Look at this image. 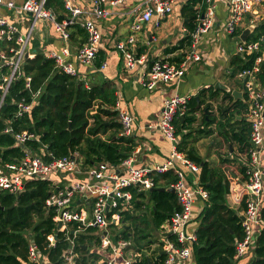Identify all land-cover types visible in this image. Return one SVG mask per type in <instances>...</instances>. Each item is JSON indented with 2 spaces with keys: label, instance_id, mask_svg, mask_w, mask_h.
Segmentation results:
<instances>
[{
  "label": "built area",
  "instance_id": "obj_1",
  "mask_svg": "<svg viewBox=\"0 0 264 264\" xmlns=\"http://www.w3.org/2000/svg\"><path fill=\"white\" fill-rule=\"evenodd\" d=\"M93 8H84L74 0H63L65 15L59 18L56 11L47 7V0H0V113L6 103L10 88L19 78H25L26 88H31L32 77L23 69L25 56L30 51V41L35 23L39 20L49 21L64 41L61 50H51L45 57L55 61L58 70L78 75L76 67L68 60L70 50L69 26L79 24L87 32V39L76 51V57L85 66H92L102 45V30L100 19L118 16L132 17L131 33L125 40L115 43L125 59V68L133 71L145 60V55L137 56L133 45L136 34L143 24L152 21L154 16L158 19L167 18L175 8L178 0H143L130 11H116L108 4L116 7L127 0H91ZM207 7L203 17L199 19L197 27L191 32V46L178 64L168 59L158 58L140 75L141 84L149 90L157 88L160 84L178 82L184 76L191 61L198 60V44L202 36L208 33L214 25L215 5L212 0H205ZM228 5V19L225 30L234 35L238 26L244 21L247 14L254 12L258 6H264V0H226ZM3 10L4 13L1 14ZM30 16L31 24L26 31L15 23L10 16ZM254 20H251L253 23ZM240 39L239 52L251 53L260 48V41L244 42ZM28 56V57H29ZM263 57L259 56L251 69L243 70L237 74L242 80L244 94L247 95V118L251 123L250 160L247 161L249 179L243 186L246 191L245 208L243 212L244 238L235 242L236 256L243 255L251 246H255L258 235L264 230V220L261 216L264 204V87L257 84L256 75L260 69ZM106 63L101 68L104 69ZM40 91L32 93L31 101L21 98L17 101L15 117H22L32 111ZM188 97L174 94L163 102L162 110L157 121L147 125V128L159 130L171 142L170 156L156 166H138L134 156L124 158L119 164L99 162L85 166L78 151L63 157H55L47 146L39 150L25 147L30 140L39 141L36 133L30 130L14 132L7 122L4 132L13 135L16 147L26 148L24 156L15 157L10 161H3L0 157V190L12 194H22L31 181L42 180L51 183V191L46 200L47 207L54 208L53 217L56 229L48 235V247H53L58 239V233L65 236L70 242L68 249L62 253L61 260L53 262L44 254L34 240H30L26 264H75L78 253L75 250L78 234L90 227L97 228L100 237V247L103 251L111 250L112 258L107 264H116L118 258H124V264H132L136 258L128 257L131 242L111 235V229L125 224L123 217L128 213L136 212V200L133 190L146 191L155 187V174L165 173L176 167L180 160L191 171L199 172V165L188 159L178 149V135L174 124L175 117L180 111L182 114L187 107ZM117 112L122 126L120 135L131 137L136 124L133 113L117 102ZM177 180L171 184L175 189L179 209L162 224L161 231L172 232L175 241L166 245L167 257L164 264H175L177 260H188L198 240L195 231H188L190 222L194 219V206L198 199L208 200L209 193L200 184L191 186L184 172L176 169ZM82 176L70 179L67 175ZM142 202V199H140ZM61 226L58 227V224ZM49 262V263H47Z\"/></svg>",
  "mask_w": 264,
  "mask_h": 264
},
{
  "label": "trees",
  "instance_id": "obj_2",
  "mask_svg": "<svg viewBox=\"0 0 264 264\" xmlns=\"http://www.w3.org/2000/svg\"><path fill=\"white\" fill-rule=\"evenodd\" d=\"M47 7L56 11L60 19V15L65 12L63 0H47ZM69 30L72 39L75 34H80L82 40L84 37L87 39L86 30L79 24L70 25ZM242 31L243 29L238 28L234 35H239ZM262 38L264 20L255 25L247 42L260 41ZM188 41L190 43L191 40ZM183 45L182 43L174 46L168 52L183 48ZM259 56L263 57V61L260 63L256 79L261 87H264V39L260 42L258 50L244 52L243 56L237 55L233 59V75L253 68ZM105 59V52L99 50L94 62L96 69L101 67ZM23 69L32 77L31 88H26L25 78L15 80L0 113V157L3 161H10L26 153V148L14 145L12 134L4 132L7 122L12 125L14 132L27 129L38 135L39 141L30 140L25 147L39 150L45 145L55 157L83 151L85 166L99 162L116 165L129 155L134 143L131 137L121 136L119 133L122 126L116 120L118 112L115 108L118 97L117 87L113 81L102 78L100 82L87 83L78 76L58 70L55 61L40 52H33L26 58ZM208 90L211 93L210 97H215L217 91L213 88L202 89L200 97L205 96ZM38 91L40 93L32 111L22 117H15L17 111L15 101L23 97L31 101L32 93ZM228 96L232 103L223 114L224 120L217 121L212 112H208V116L204 113L201 119V125H205L201 133L210 135L213 130L206 128L214 123L220 124L219 128L225 130V133H222L223 139L230 144L232 156L222 157L220 165L204 160L196 148L184 147L189 133H182V129L195 122V112L201 105L205 106L204 111L206 109L209 111L212 108L209 102L207 103L204 98L198 101L196 97H192L187 104L188 110L177 117L179 111L174 120L176 133L179 136L182 134L178 149L199 165V184L209 193L203 207L202 222L197 230L198 240L194 244L197 264H234L235 242L243 239L245 235L237 211L227 203V195L234 194L236 200L245 208L246 191L242 182L249 179L247 161L250 160L251 123L247 118V95L243 100L236 101L230 94ZM237 115H242L243 118L236 119ZM110 129L114 132L108 139L100 137V134H105ZM227 164L238 165L236 167L243 176L242 182L231 181L224 168ZM177 178L174 170L155 174V187L170 188ZM50 191L51 183L42 180L29 182L27 189L19 195L0 190V264H26L31 239L50 260L53 262L61 260L62 253L68 249L70 242L59 232L55 246L48 247V235L54 233L56 229L53 219L55 210L46 205ZM133 192L136 199L146 197L142 191L134 189ZM150 200L153 205L150 208L152 220L141 214L137 215V211H141L143 205H146L143 200L142 202L136 200V212L123 217L124 222H129L130 225L123 231L122 238L130 240V231L133 230L134 238L128 249L133 248L140 253L132 264H164L166 260V255L155 258L148 253L152 248L149 243L152 238L150 231L160 229L173 212L179 209V204L176 194L167 190L150 192ZM261 216L264 220V204ZM96 229L90 227L78 234L75 246L78 257L75 264H107L100 262L102 255L99 252H93L89 248L92 242L100 244V237L95 234ZM26 231H30V235H27ZM175 240L174 236L173 241ZM255 255L250 264H264V230L258 235Z\"/></svg>",
  "mask_w": 264,
  "mask_h": 264
},
{
  "label": "crops",
  "instance_id": "obj_3",
  "mask_svg": "<svg viewBox=\"0 0 264 264\" xmlns=\"http://www.w3.org/2000/svg\"><path fill=\"white\" fill-rule=\"evenodd\" d=\"M15 1L19 2L20 0ZM74 1L84 8H93L91 0ZM142 1L143 0H127L119 6L113 7L108 4V7H112L116 11H130ZM212 1L215 5L214 25L208 33L202 36L201 42L198 44L197 51L201 55V58L191 61L180 81L160 84L153 90L146 89L141 84L140 75L158 58L168 59L176 64L184 59L183 57L191 46V41L190 43L188 41L189 39L192 40L191 32L197 27L199 19L203 17V13L207 7L205 0H178L174 11L167 18L158 19V17L154 16L152 21L143 24L142 29L136 34V42L133 45V49L137 56L145 55L146 58L144 62L139 64L133 71H128L125 68L124 56L115 46L116 42L125 40L131 33L130 26L133 20L132 17L118 16V14H115L110 18L99 20L102 30V45L100 50H103L106 54V59L103 62L106 63L104 69L101 67L96 69L95 63L92 66H85L80 63L76 57V51L85 43L86 37L82 40L80 34H75L72 39L70 35L71 54L68 56V60L76 67L78 71L77 76L87 83L92 81L100 82L102 78L113 81L117 87V102L120 106L128 108L133 113L136 124L131 139H133L134 145L128 156H134L135 164L138 166H156L164 162L171 154L172 144L164 134L159 130L147 128L148 124L157 121L159 118L163 102L166 98L174 94L187 96L188 101L192 97H196L198 101L204 98L212 107L208 112H212L216 116L217 121H219L220 119L224 120L223 114L228 111L229 105H231V99L228 96L230 92L220 88L216 89L214 85L217 82H222L231 90L238 89L244 92L242 80L237 75H233V59L237 55L243 56V52H239L238 50L240 39L237 40V35H230L225 30L228 19V5L226 0ZM2 13H4L3 10L1 11V14ZM64 15L65 12L60 15L61 19ZM10 16L22 31H26L27 27L31 24L29 15L17 16L14 13H10ZM251 20H254V22L251 23ZM262 20H264V6L260 5L254 12L246 15L244 21L238 28L243 30L249 26L254 28V26ZM182 43L184 44L183 48L168 52L169 49ZM63 45V39L51 22L39 20L35 23L29 45V49L32 52H40L45 55V53L48 54L51 50H61ZM236 77L241 80L242 86L240 84L237 85V81L235 80ZM257 84L260 85L258 81ZM204 88H213L214 91H217L215 97H210V90L204 94L205 96L200 97V91ZM115 109L117 110V105ZM204 109L205 106L201 105L195 112V122L188 128L182 129V133H189L184 147L187 146L186 149L196 148L204 160L220 165L222 157L232 156V149L231 151L229 150L230 144L226 143L223 139L224 136L222 133L224 134L225 130L219 128L220 124L214 123L206 128V130H213L210 135L201 133V129L205 127V125H201L202 116L204 113L207 114V116L209 114L205 112ZM187 110L188 107H186L185 111ZM178 114L177 117L182 116L181 112ZM242 118V115L236 116V119ZM116 120L120 123L119 116ZM113 132L114 130L110 129L105 134H100V137L108 139ZM181 138L182 134L180 136L178 135L179 142H181ZM80 155L82 158L83 151H80ZM176 163V167L171 170L175 171L177 168L181 169L191 186L199 185L200 172L191 171V169L183 165L180 160H177ZM234 166L235 165H225V171L227 172L231 167V176L235 181L242 182L243 176L236 167L238 165ZM67 176L70 179L82 178V176H75L73 174ZM228 176L230 178V175ZM231 181L233 182V179H231ZM242 184H244V182H242ZM145 195H148L147 201L150 209L153 207L150 200V192H147ZM227 203L231 208L236 210L237 213L243 215L244 206L236 200L234 194L231 193L227 195ZM204 206L205 201L201 199L196 201L194 206L195 217L190 222L188 231H195L197 233L202 222ZM146 207V205H143L141 211H137V215H144V210L147 209ZM124 225L129 226L130 223L125 222ZM158 231L159 238L158 240H154V244L151 245L152 248L148 253L155 258L161 255H166L167 257V253L159 255L160 252L155 248L156 246H160L162 249H166L167 243L173 241L174 235L163 237L161 234L166 232L161 231V228L158 229ZM95 234L99 235L97 230ZM130 237L131 239L129 241L131 242L134 238L131 231ZM85 248H88V246H85ZM89 248L91 251H97L102 255L100 262L107 263V261L112 258L113 253L111 250L103 251L100 244L96 245L92 242ZM153 251H157V253L154 254ZM127 254L128 257L131 256L133 258L138 256L133 248L128 249L126 255ZM255 256V246H251L243 255L236 256L235 254L233 262L234 264H250ZM116 264H124V258H118ZM175 264H197L194 250L192 256L188 260L183 261L180 259L177 260Z\"/></svg>",
  "mask_w": 264,
  "mask_h": 264
},
{
  "label": "water",
  "instance_id": "obj_4",
  "mask_svg": "<svg viewBox=\"0 0 264 264\" xmlns=\"http://www.w3.org/2000/svg\"><path fill=\"white\" fill-rule=\"evenodd\" d=\"M254 27H255V26H254ZM253 29H254V28H253L252 26H249V27L245 28V29L242 31V33L240 34V38H241V40L244 41V42H247L248 36L252 33V30H253ZM29 55H30V51H28V52L26 53L25 58H28ZM214 87H215L216 89H217V88H220V89H223V90H225V91L230 92V94H231V95L233 96V98H234V101H236V100H238V99L243 100L244 97H245L244 92H242L241 90H238V89H233V90H231L227 85L223 84L222 82H217V83L214 85ZM205 111L208 112L207 109H206ZM154 190H162V191L167 190V191H170V192H173V193L175 192V189L172 188V187H170V188H166V187H153V188H151V189L149 190V192H152V191H154ZM142 193H143V194H147L146 191H143ZM139 202H141V200H139ZM238 215H239V217H240L241 220H244V216H243V215H240L239 213H238ZM60 226H61V223L58 224V227H60ZM123 227H124V229H127L129 226H128V225H123ZM7 231H8V229H7ZM169 235H172V232H166V233H164V234H161V236H163V237H166V236H169ZM149 243H151V245L154 244V240H153V239H150ZM155 249L158 250V251L160 252L159 255H161V254H166V253H167V250H166V249H162L160 246H156ZM149 261L151 262V259H149ZM47 263H49V262H47Z\"/></svg>",
  "mask_w": 264,
  "mask_h": 264
},
{
  "label": "rangeland",
  "instance_id": "obj_5",
  "mask_svg": "<svg viewBox=\"0 0 264 264\" xmlns=\"http://www.w3.org/2000/svg\"><path fill=\"white\" fill-rule=\"evenodd\" d=\"M36 31H37V29H36ZM36 33V32H35ZM237 40H239V38L237 37L236 38ZM235 80L237 81V85H241L242 86V82H241V80L239 79V78H235ZM106 118V117H105ZM118 118V116L116 117V119ZM235 167V166H234ZM235 169V168H234ZM230 170H231V167H230ZM230 170H227V173H228V175H230V179H234L232 176H231V172H230ZM233 181H235V180H233ZM147 199H148V195L144 198V199H142L143 201H144V203L146 204V208L147 209H145L144 211V217L145 218H147V219H149V220H152V216H151V212H150V209H149V204H148V201H147ZM131 232L133 233V235H134V231L133 230H131ZM151 233H152V238L151 239H153V240H158V238H159V231H158V229H153V230H151L150 231ZM26 234L27 235H30V231H26ZM120 234H123V228H122V226H121V228L120 227H114V228H112L111 229V235L112 236H114V237H117V236H119ZM133 240V239H132Z\"/></svg>",
  "mask_w": 264,
  "mask_h": 264
},
{
  "label": "flooded vegetation",
  "instance_id": "obj_6",
  "mask_svg": "<svg viewBox=\"0 0 264 264\" xmlns=\"http://www.w3.org/2000/svg\"><path fill=\"white\" fill-rule=\"evenodd\" d=\"M232 103V101H230V104Z\"/></svg>",
  "mask_w": 264,
  "mask_h": 264
}]
</instances>
